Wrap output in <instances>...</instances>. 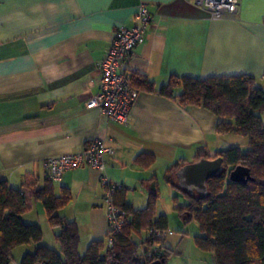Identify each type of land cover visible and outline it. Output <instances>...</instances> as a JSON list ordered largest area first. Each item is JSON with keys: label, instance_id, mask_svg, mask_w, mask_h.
<instances>
[{"label": "crops", "instance_id": "obj_1", "mask_svg": "<svg viewBox=\"0 0 264 264\" xmlns=\"http://www.w3.org/2000/svg\"><path fill=\"white\" fill-rule=\"evenodd\" d=\"M238 2L234 16L213 19L195 0H0V181L20 190L29 179L42 188L50 180L46 159L80 154L102 140L115 149L105 174L122 187L116 200L142 210L145 205L128 195L155 194L157 170L165 175L176 162H194L200 148L213 156L233 144L216 132L220 120L208 109L182 108L157 91L171 76L247 74L264 84V0ZM141 4L152 19L121 71L145 76L154 91H138L121 124L85 105L99 91L97 64L113 33L133 27ZM142 154L153 157L152 165L135 163ZM51 184L56 196L63 187L83 202L81 219L59 214L76 223L84 250L103 241L108 229L99 173L84 166ZM25 194L28 209L21 218L39 226L30 216L39 201ZM135 236L141 241L145 232Z\"/></svg>", "mask_w": 264, "mask_h": 264}, {"label": "trees", "instance_id": "obj_2", "mask_svg": "<svg viewBox=\"0 0 264 264\" xmlns=\"http://www.w3.org/2000/svg\"><path fill=\"white\" fill-rule=\"evenodd\" d=\"M129 77L131 87L137 92L154 91L152 82L145 76L131 74ZM157 93L175 100L182 108L208 109L220 120L216 127L218 134H238L247 139L246 151L236 145L218 150L213 156L205 148L197 151L194 161L201 157H221L223 171L207 181L204 199L184 192L189 204L179 208V212L186 221L195 217L203 233L197 244L212 253L214 264H264V90L247 74L202 80L171 76ZM153 161L152 156L142 154L135 163L147 168ZM183 165L176 162L166 171L167 184L179 189L175 172ZM239 166L250 172L252 180L246 184L229 178ZM26 182L19 190L0 181V264H9L11 251L29 243L37 246L33 253L22 257L20 264H167L172 251L165 246L166 237L161 239L149 233V230L166 232L167 229L164 215L155 218L157 192L149 195L144 209L133 210L129 204L116 200L123 195L119 186L115 201L125 215L122 231L112 246L105 248L104 241H92L81 255L76 223L59 215L71 199L69 190L62 187L56 196L50 180L42 188L29 179ZM26 189L28 199L42 204L51 227L60 230L55 234L60 253L40 245V227L22 220L28 209ZM130 216L133 218L128 221ZM141 232H145V237L138 243L130 238L131 233ZM155 247L159 252L147 257L146 253Z\"/></svg>", "mask_w": 264, "mask_h": 264}, {"label": "built area", "instance_id": "obj_3", "mask_svg": "<svg viewBox=\"0 0 264 264\" xmlns=\"http://www.w3.org/2000/svg\"><path fill=\"white\" fill-rule=\"evenodd\" d=\"M195 4L208 10L213 19L234 16L239 6L238 0H195ZM151 19L152 13L141 4L134 17L133 27L131 29L121 27L113 33L106 55L97 64L100 72L99 91L86 102L87 109H97L111 121L127 123L138 92L131 87L130 77L121 71V65L132 56L135 47L144 41V30ZM114 154L113 147L106 145L102 140H93L80 154L51 157L43 163L48 178L53 182L60 181L65 172L84 166L99 173L106 210L108 247L113 245L115 237L122 231L125 217L115 201L119 185L105 174L106 160ZM149 233L161 239L166 237V232L149 230ZM155 252H159L156 247L148 251L146 256L150 257Z\"/></svg>", "mask_w": 264, "mask_h": 264}, {"label": "rangeland", "instance_id": "obj_4", "mask_svg": "<svg viewBox=\"0 0 264 264\" xmlns=\"http://www.w3.org/2000/svg\"><path fill=\"white\" fill-rule=\"evenodd\" d=\"M260 85V84H259ZM264 90V84L260 85ZM226 140H229L230 146L236 145L242 151L247 150V139L238 134H224ZM229 147V146H228ZM164 169L157 170L158 180L157 185V198L154 204L155 213L158 215H164L167 219V237L165 239V246L172 251L168 258L167 264H214L212 253L210 251L202 250L197 244V239L203 237V233L200 230L199 223L192 217L190 220H185L184 216L179 212V208L186 207L189 204V197L182 190L176 187L170 186L165 181ZM129 199L134 201L137 206L146 207L149 194L143 190L133 191L128 195ZM39 209H34V213H31V218L37 221L42 232V239L40 245H45L50 249H53L57 253H60L59 243L56 241L55 234L60 230L58 228H52L47 221V216L42 204L39 202ZM41 208V209H40ZM85 206L83 202L72 195L70 201L60 209L61 215H69L72 218L84 217ZM59 211V212H60ZM40 214H43L40 216ZM60 215V214H59ZM63 217V216H62ZM69 218V217H68ZM133 240L138 243L139 240L132 235ZM108 236L103 240L105 248H107ZM84 238L79 242V252L81 255L85 252ZM37 245L29 243L15 247L10 253L9 264H20L22 257L27 253H33Z\"/></svg>", "mask_w": 264, "mask_h": 264}, {"label": "water", "instance_id": "obj_5", "mask_svg": "<svg viewBox=\"0 0 264 264\" xmlns=\"http://www.w3.org/2000/svg\"><path fill=\"white\" fill-rule=\"evenodd\" d=\"M222 171L221 157L215 159L201 157L197 161L179 167L175 172V179L180 190L189 195H196L198 199H204L207 195V181L218 176ZM229 178L231 181L244 184L252 180L249 170L241 166L235 168Z\"/></svg>", "mask_w": 264, "mask_h": 264}]
</instances>
